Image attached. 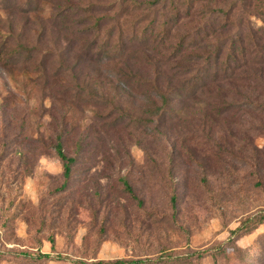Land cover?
I'll use <instances>...</instances> for the list:
<instances>
[{"label": "rangeland", "instance_id": "rangeland-1", "mask_svg": "<svg viewBox=\"0 0 264 264\" xmlns=\"http://www.w3.org/2000/svg\"><path fill=\"white\" fill-rule=\"evenodd\" d=\"M77 2L0 0V264H264V126L193 102L174 122L113 130L110 110L50 92L37 68L66 63L52 27ZM28 50L33 66L12 53ZM65 125L67 185L54 150Z\"/></svg>", "mask_w": 264, "mask_h": 264}, {"label": "trees", "instance_id": "trees-1", "mask_svg": "<svg viewBox=\"0 0 264 264\" xmlns=\"http://www.w3.org/2000/svg\"><path fill=\"white\" fill-rule=\"evenodd\" d=\"M86 1L74 5L76 12L71 5L62 9L53 24L68 40V52L60 71L37 68L45 83L54 81L50 92H60L71 104L90 102L97 110H110L113 130L125 120L144 130L157 118L174 122L178 104L193 102L212 115L236 111L238 120L249 115L264 126V0ZM252 17L263 25L254 28ZM12 53L24 64L36 61L34 51ZM65 132L67 125L54 150L67 185L78 161L65 151ZM122 183L142 205L129 182ZM172 203H177L175 194Z\"/></svg>", "mask_w": 264, "mask_h": 264}]
</instances>
